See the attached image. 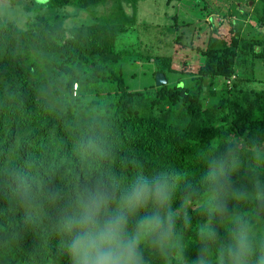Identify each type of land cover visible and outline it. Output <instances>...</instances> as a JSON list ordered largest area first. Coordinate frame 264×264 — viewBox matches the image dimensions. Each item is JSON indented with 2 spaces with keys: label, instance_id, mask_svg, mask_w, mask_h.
Returning a JSON list of instances; mask_svg holds the SVG:
<instances>
[{
  "label": "trees",
  "instance_id": "1",
  "mask_svg": "<svg viewBox=\"0 0 264 264\" xmlns=\"http://www.w3.org/2000/svg\"><path fill=\"white\" fill-rule=\"evenodd\" d=\"M139 1L10 0L25 20L0 14V264H69L55 226L57 205L46 193L59 186L71 195L81 171L76 146L86 135L137 159L139 167L120 170L126 177L168 169L181 174V191L184 182L193 187L180 212L187 222L177 221L183 256L149 248V264H190L208 223L224 234L198 183L215 147L236 143L245 166L264 182V163L251 155L264 153V77L257 72L264 64V0H251L250 12L242 0H164L188 14L182 23L171 14L158 40L146 41L152 49L137 51L121 36L135 27ZM67 7L90 20L69 23ZM247 16L254 23L241 26ZM137 59L151 62L152 74L163 72L166 82L131 88L123 67ZM192 59L198 62L190 69ZM15 169L37 179L43 210L18 203ZM180 204L178 196V210ZM230 208L246 213L258 238L264 236V209L252 199L233 200Z\"/></svg>",
  "mask_w": 264,
  "mask_h": 264
},
{
  "label": "clouds",
  "instance_id": "2",
  "mask_svg": "<svg viewBox=\"0 0 264 264\" xmlns=\"http://www.w3.org/2000/svg\"><path fill=\"white\" fill-rule=\"evenodd\" d=\"M76 152L81 171L72 178L71 195L59 186L46 193L47 200L57 205L55 226L69 264H149L145 255L149 248L164 257L173 250L183 256L185 250L176 242L177 221L187 222L180 212H186L193 187L184 182L180 190V173L161 169L126 177L120 170L139 167L137 159L106 148L95 133L83 137ZM251 155L264 163V153ZM204 165L198 183L207 189L213 215L225 227L222 235L216 225L203 226L190 264H264V236L258 238L246 213L230 208L233 200L252 199L264 209V182L255 168L245 166L236 143L215 147ZM12 179L18 203L43 210L37 179L19 169L13 170ZM243 181L254 191L249 192Z\"/></svg>",
  "mask_w": 264,
  "mask_h": 264
},
{
  "label": "rangeland",
  "instance_id": "3",
  "mask_svg": "<svg viewBox=\"0 0 264 264\" xmlns=\"http://www.w3.org/2000/svg\"><path fill=\"white\" fill-rule=\"evenodd\" d=\"M36 2H41L43 0H35ZM252 4L253 1H249L250 7L246 4L245 0L241 1V7L242 10H249V12L252 10ZM184 7L182 5H175L171 6L164 2V0H140L137 4L136 8V16L137 20L135 22V27L132 28V31L126 32V34L121 36V39H123V43L125 46H132L134 50L138 49H145L148 50L152 49L151 44L146 45V41L151 42V40L154 38V40H158V37L160 36L159 28L162 27L165 23H168L170 20V15L173 13L177 14V19L179 23H182V19L184 15L188 14L187 11H184ZM67 13L69 14L70 20H68L71 24H77L81 22L82 20H90V18L85 17V14H83V17L80 18L82 14L79 16L77 15L78 12H76L72 7L66 8ZM75 12V14H74ZM18 10H15V7L10 2V0H0V14L3 16H6L8 18H11L13 20L16 19V21L19 24H22V22L25 20V17L23 15L18 14ZM216 16V20H217ZM219 18V17H218ZM241 26L246 25L247 22L254 23L253 16H247L246 18H240ZM239 24V22H238ZM260 30L264 33V27ZM156 33V34H155ZM131 48V49H132ZM184 54L181 55L180 58L183 60H188ZM140 59V58H139ZM137 59V62L134 64L131 61H125L123 71L124 76L126 78L127 84L131 88H143L145 86H148L155 82V74H152V63L151 62H144L143 60ZM191 65L190 69L195 68V66H192L193 64H197L198 60L192 59L190 61ZM181 65V64H180ZM176 67H178L177 64H175ZM257 72L261 77H264V64L257 65Z\"/></svg>",
  "mask_w": 264,
  "mask_h": 264
},
{
  "label": "water",
  "instance_id": "4",
  "mask_svg": "<svg viewBox=\"0 0 264 264\" xmlns=\"http://www.w3.org/2000/svg\"><path fill=\"white\" fill-rule=\"evenodd\" d=\"M165 82H166V78L164 76V73L163 72H156L155 73V84L157 86H160Z\"/></svg>",
  "mask_w": 264,
  "mask_h": 264
},
{
  "label": "built area",
  "instance_id": "5",
  "mask_svg": "<svg viewBox=\"0 0 264 264\" xmlns=\"http://www.w3.org/2000/svg\"><path fill=\"white\" fill-rule=\"evenodd\" d=\"M74 88H76V84L74 85Z\"/></svg>",
  "mask_w": 264,
  "mask_h": 264
}]
</instances>
